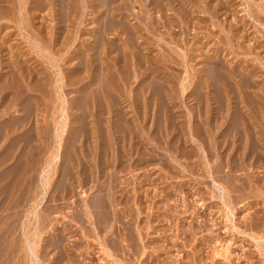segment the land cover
<instances>
[{
  "label": "rangeland",
  "instance_id": "1",
  "mask_svg": "<svg viewBox=\"0 0 264 264\" xmlns=\"http://www.w3.org/2000/svg\"><path fill=\"white\" fill-rule=\"evenodd\" d=\"M262 9L264 0H0L1 264H262ZM213 181L229 189L224 200ZM82 202L108 223L85 220Z\"/></svg>",
  "mask_w": 264,
  "mask_h": 264
},
{
  "label": "bare ground",
  "instance_id": "2",
  "mask_svg": "<svg viewBox=\"0 0 264 264\" xmlns=\"http://www.w3.org/2000/svg\"><path fill=\"white\" fill-rule=\"evenodd\" d=\"M2 2H3V1H2ZM105 2H106V1H105ZM228 3H229V2H228ZM245 3H246V2H245ZM220 4H221V3H220ZM226 4H227V3H226ZM248 4H249V3H248ZM208 5H209V4H208ZM229 5H230V4H229ZM106 6H107V5H106ZM155 6H156V5H155ZM163 6H164V5H163ZM217 6H218V5H217ZM220 6H221V5H220ZM225 6H226V5H225ZM248 6H250V5H246V7H248ZM99 7H100V6H99ZM221 7H223V5H222ZM246 7H245V10L247 9ZM149 8H150V7H149ZM217 8H218V7H217ZM249 8H250V7H248V9H249ZM260 8H261V7H260ZM207 9H208V8H207ZM117 10H118V9H117ZM222 10H223V9H222ZM250 10H251V9H250ZM262 10H264V9H262ZM11 11H12V10H11ZM206 11H207V10H206ZM148 12H149V11H148ZM246 12H247V11H246ZM263 12H264V11H263ZM110 13H111V12H110ZM225 13H226V12H225ZM212 14H213V13H212ZM248 14H249V13H248ZM261 14H262V13H261ZM10 15H11V14H10ZM113 15H114V14H113ZM187 15H188V14H187ZM189 15H190V14H189ZM105 16H106V15H105ZM248 16H249V15H248ZM250 16H251V15H250ZM189 17H190V16H189ZM251 17H252V16H251ZM251 17H250V19H252ZM29 18H30V17H29ZM187 18H188V17H187ZM213 18H214V15H213ZM124 19H125V18H124ZM167 19H168V18H167ZM242 19H243V18H242ZM259 19H260V18H259ZM263 19H264V17H263ZM125 20H126V19H125ZM253 20H254V18H253ZM141 21H142V20H141ZM190 21H191V20H190ZM149 22H150V21H149ZM255 22H256V21H255ZM121 23H122V22H121ZM152 23H153V22H152ZM27 24H28V23H27ZM125 24H126V23H125ZM120 25H121V24H120ZM168 25H169V24H168ZM215 25H217V24H215ZM1 26H2V25H1ZM133 26H134V25H133ZM150 26H151V25H150ZM146 27H147V26H146ZM148 27H149V26H148ZM156 27H157V26H156ZM161 27H162V26H161ZM246 27H247V26H246ZM152 28H153V27H152ZM241 28H242V27H241ZM123 29H124V28H123ZM158 29H159V28H158ZM128 30H129V29H128ZM126 32H127V31H126ZM131 32H132V31H131ZM150 32H151V31H150ZM120 33H121V32H120ZM134 33H135V32H134ZM145 33H146V32H145ZM239 33H240V32H239ZM118 34H119V33H118ZM137 34H138V33H137ZM228 34H229V33H228ZM226 35H227V34H226ZM130 36H131V35H130ZM135 36H136V35H135ZM177 36H178V35H177ZM238 36H239V35H238ZM160 37H161V35H160ZM160 37H159V38H160ZM125 38H126V37H125ZM129 38H130V37H129ZM136 38H137V37H136ZM221 38H222V37H221ZM160 39L162 40V38H160ZM173 39H174V38H173ZM244 39H245V38H244ZM246 39H247V38H246ZM161 40H160V41H161ZM163 40H164V39H163ZM259 40H260V39H259ZM99 41H100V40H99ZM199 41H200V40H199ZM110 42H111V41H110ZM194 42H195V41H194ZM178 43H179V42H178ZM228 43H229V42H228ZM230 43H231V42H230ZM131 44H132V43H131ZM145 44H146V43H145ZM180 44H181V43H180ZM169 45H170V44H169ZM178 45H179V44H178ZM243 45H244V44H243ZM112 48H113V47H112ZM173 48H174V47H173ZM109 49H110V48H109ZM245 50H246V49H245ZM252 50H253V49H252ZM114 51H115V50H114ZM163 51H164V50H163ZM235 51H236V50H235ZM144 52H145V51H144ZM188 52H189V51H188ZM228 52H229V51H228ZM52 53H53V52H52ZM126 53H127V52H126ZM243 53H244V52H243ZM133 54H134V53H133ZM177 54H178V53H177ZM165 55H166V54H165ZM180 55H181V57H182V59L184 60V63H185V59H187V57H188L187 54H186V52L183 53V54H180ZM237 55H238V54H237ZM243 55H244V54H243ZM128 56H129V55H128ZM133 56H134V55H133ZM173 56H174V55H173ZM163 57H164V56H163ZM109 58H110V57H109ZM112 58H113V57H112ZM169 58H170V57H169ZM149 59H150V58H149ZM151 59H152V58H151ZM177 59H178V58H177ZM188 59H189V58H188ZM204 59H205V58H204ZM141 60H142V58H141ZM147 60H148V59H147ZM170 60H171V59H170ZM170 60H169V61H170ZM183 60H182V62H183ZM206 60H207V59H206ZM137 61H138V60H137ZM240 61H241V60H240ZM173 62H174V61H173ZM179 62H180V61H179ZM203 62H204V61H203ZM217 62H218V61H217ZM217 62H216V63H217ZM224 62H225V61H224ZM134 63H135V61H134ZM157 63H158V62H157ZM159 63H160V62H159ZM208 63H209V62H208ZM219 63H220V62H219ZM241 63H242V62H241ZM116 64H117V63H116ZM135 64H136V63H135ZM138 64H139V63H138ZM173 64H174V63H173ZM180 64H181V63H180ZM185 64H186V63H185ZM185 64L182 63V65H185ZM221 64H222V62H221ZM227 64H228V63H227ZM83 65H84V64H83ZM139 65H140V64H139ZM178 65H179V63H178ZM206 65H207V64H206ZM115 66H116V65H115ZM136 66H137V65H136ZM157 66H158V65H157ZM25 67H26V66H25ZM184 67H185V66H184ZM188 67H189V66H188ZM206 67H207V66H206ZM206 67H205L204 69H206ZM224 67H225V65H224ZM228 67H229V66H228ZM243 67H244V66H243ZM236 68H237V67H236ZM183 69H184V68H183ZM230 69H231V68H230ZM235 70H236V69H235ZM149 71H150V70H149ZM188 71H189V70H188ZM222 71H223V70H222ZM228 71H229V70H228ZM114 72H115V71H114ZM204 72H205V71H204ZM206 72H207V71H206ZM250 72H252V71H250ZM150 73H151V72H150ZM155 73H156V72H155ZM222 73H223V72H222ZM227 73H228V72H227ZM254 73H255V72H254ZM14 74H15V73H14ZM198 74H199V73H198ZM198 74H197V75H198ZM200 74H202V72H200ZM200 74H199V75H200ZM245 74H246V73H245ZM150 75H151V74H150ZM189 75H190V74H189ZM225 75H226V74H225ZM228 75H229V74H228ZM164 76H165V75H164ZM230 76H232V75H230ZM236 76H237V75H236ZM254 76H255V74H254ZM1 77H2V76H1ZM121 77H122V76H121ZM183 77H184V76H183ZM232 77H233V76H232ZM250 77H251V76H250ZM252 77H253V76H252ZM125 78H126V77H125ZM222 78H223V77H222ZM222 78H221V80H222ZM239 78H240V77H239ZM103 79H104V78H103ZM142 79H143V78H142ZM224 79H225V78H224ZM237 79H238V78H237ZM184 80H185V79H184ZM221 80H220V81H221ZM234 80H236L235 77H234ZM26 81H27V80H26ZM144 81H145V80H144ZM182 81H183V80H182ZM206 81H207V80H206ZM222 81H223V80H222ZM222 81H221V82H222ZM227 81H229V80H227ZM236 81H237V80H236ZM249 81H250V80H249ZM184 82H185V81H184ZM201 82H202V81H201ZM180 83H181V82H180ZM199 83H200V81H199ZM203 83H204V81H203ZM206 83H207V82H206ZM215 83H216V82H215ZM126 84H127V83H126ZM188 84H189V83H188ZM228 84H230V83H228ZM180 85H182V84H180ZM223 85H224V83H223ZM238 85H240V84H238ZM61 86H62V85H61ZM158 86H159V85H158ZM184 86H185V85H184ZM203 86H204V85H203ZM207 86H209V85H207ZM210 86H211V84H210ZM224 86H225V85H224ZM224 86H221V87H224ZM231 86H232V85H231ZM231 86H230V87H231ZM240 86H241V85H240ZM108 87H109V86H108ZM114 87H115V86H114ZM141 87H142V86H141ZM176 87H177V86H176ZM185 87H186V86H185ZM248 87H249V86H248ZM250 87H251V86H250ZM155 88H156V87H155ZM161 88H162V87H161ZM182 88H183V87H182ZM186 88H187V87H186ZM186 88H185V89H186ZM224 88L226 89V87H224ZM235 88H236V86H235ZM259 88H260V87H259ZM3 89H4V88H3ZM153 89H154V88H153ZM185 89H182V90H185ZM197 89H198V88H197ZM201 89H202V88H201ZM225 89H224V90H225ZM228 89H229V88H228ZM237 89H239V88H237ZM237 89H236V90H237ZM241 89H242V86H241ZM245 89H246V88H245ZM182 90H181V91H182ZM233 90H234V89H233ZM154 91H155V90H154ZM162 91H163V90H162ZM216 91H217V90H216ZM221 91H222V90H221ZM225 91H226V90H225ZM231 91H232V90H231ZM238 91H239V90H238ZM242 91H243V90H241V92H242ZM94 92H95V91H94ZM136 92H137V91H136ZM229 92H230V91H229ZM236 92H237V91H236ZM107 93H108V92H107ZM164 93H165V92H164ZM204 93H205V92H204ZM221 93H222V92H221ZM162 94H163V93H162ZM213 94H214V93H213ZM222 94H223V93H222ZM225 94H226V93H225ZM237 94H238V93H237ZM168 95H169V94H168ZM170 95H171V93H170ZM226 95H227V94H226ZM174 96H175V95H174ZM204 96H206V95H204ZM89 97H90V96H89ZM162 97H163V96H162ZM206 97H207V96H206ZM221 97H222V96H221ZM221 97H220V98H221ZM244 97H245V96H244ZM156 98H157V97H156ZM212 98H213V97H212ZM212 98H211V99H212ZM228 98H229V96H228ZM248 98H249V97H248ZM152 99H153V98H152ZM206 99L208 100V97H207ZM229 99H230V98H229ZM207 100H206V102H208ZM209 100H210V99H209ZM222 100H223V99H222ZM160 101H161V100H160ZM203 101H204V100H203ZM218 101H219V100H218ZM220 101H221V99H220ZM251 101H252V100H251ZM137 102H138V101H137ZM143 102H144V101H143ZM195 103H196V102H195ZM208 103H209V102H208ZM222 103H223L222 106H223V108H224V105H225V104H224V102H222ZM222 103H221V104H222ZM239 103H241V102H239ZM165 104H166V103H165ZM231 104H232V103H231ZM208 105H209V104H208ZM218 105H219V104H218ZM237 105H238V104H237ZM253 105H254V104H253ZM96 106H97V104H96ZM195 106H196V105H195ZM222 106H221V107H222ZM249 106H250V105H249ZM203 107H204V106H203ZM240 107H241V105H240ZM105 108H106V107H105ZM227 108H228V107H227ZM242 108H243V107H242ZM205 109H206V108H205ZM228 109H229V108H228ZM234 109H235V108H234ZM234 109H233V110H234ZM206 110H207V109H206ZM221 110H222V109H221ZM252 110H253V109H252ZM194 111H195V110H194ZM207 111H208V110H207ZM212 112H213V111H212ZM219 112H220V111H219ZM234 112H235V111H234ZM200 113H201V112H200ZM241 113H242V112H241ZM197 114H198V113H197ZM208 114H209V113H208ZM214 114H215V113H214ZM222 114H223V113H222ZM89 115H90V114H89ZM224 115H227V114L224 113ZM242 115H243V113H242ZM86 116H87V114H86ZM237 116H238V115H237ZM207 117H208V116H207ZM244 117H245V116H244ZM190 118H192V117H190ZM218 118H219V117H218ZM240 118H241V116H240ZM163 119H164V118H163ZM195 119H196V118H195ZM247 119H248V118H247ZM106 120H108V119H106ZM160 120H161V119H160ZM189 120H190V119H189ZM207 120H208V119H207ZM212 120H213V119H212ZM244 120H245V119H244ZM244 120H243V121H244ZM251 120H252V119H251ZM95 121H96V120H95ZM95 121H94V122H95ZM102 121H103V120H102ZM109 121H110V120H108V122H109ZM139 121H140V120H139ZM174 121H175V120H174ZM203 121H204V120H203ZM9 122H10V121H9ZM192 122H193V121H192ZM218 122H219V121H218ZM233 122H234V121H233ZM240 122H241V121H240ZM194 123H195V122H194ZM196 123H197V122H196ZM209 123H210V122H209ZM223 123H224V122H223ZM241 123H242V122H241ZM246 123H247V122H246ZM246 123H245V124H246ZM93 124H95V123H93ZM173 124H174V123H173ZM210 124H211V123H210ZM214 124H215V123H214ZM218 124H220V122H219ZM228 124H229V123H228ZM175 125H176V123H175ZM179 125H180V124H179ZM211 125H212V124H211ZM130 126H131V124H130ZM163 126H164V125H163ZM186 126H187V125H186ZM213 126H214V125H213ZM113 127H114V126H113ZM206 127H207V125H206ZM239 127H241V126H239ZM190 128H191V127H190ZM249 128H250V127H249ZM112 129H113V128H112ZM135 129H136V128H135ZM192 129H193V128H192ZM197 129H198V128H197ZM222 129H223V128H222ZM239 129H240V128H239ZM246 129H247V128H246ZM62 130H63V128H62ZM102 130H103V129H102ZM204 130H205V129H204ZM207 130H208V129H206V131H207ZM209 130H210V129H209ZM241 130H242V129H241ZM98 131H99V129H98ZM100 131H101V130H100ZM191 131H192V130H191ZM224 131H225V130H224ZM248 132H249V131H248ZM63 133H64V132H63ZM105 133H106V132H105ZM210 133H211V132H210ZM235 133H236V132H235ZM235 133H234V134H235ZM237 133H238V132H237ZM237 133H236V134H237ZM242 133H243V132H242ZM111 134H112V133H111ZM114 134H115V133H114ZM127 134H129V133H127ZM231 134H232V133H231ZM234 134H232V135H234ZM245 134H246V132H245ZM60 136H61V135H60ZM106 136H108V133H107ZM129 136H130V135H129ZM181 136H182V135H181ZM195 136H196V135H195ZM245 136H246V135H245ZM245 136H244V137H245ZM57 137H58V136H57ZM185 137H186V136H185ZM192 137H193V136H192ZM246 137H247V136H246ZM246 137H245V138H246ZM250 137H251V136H250ZM60 138H61V137H60ZM103 139H104V138H103ZM193 139H194V138H193ZM195 139H196V138H195ZM207 139H208V138H207ZM233 139H234V138H233ZM237 139H238V138H237ZM241 139H242V138H241ZM243 139H244V138H243ZM250 139H251V138H250ZM216 140H217V139H216ZM229 140H230V139H229ZM244 140H245V139H244ZM94 141H95V140H94ZM220 141H221V140H220ZM222 141H223V140H222ZM222 141H221V142H222ZM256 141H257V140H256ZM137 142H138V141H137ZM190 142H191V141H190ZM245 142H246V141H245ZM248 142H249V140L247 141V143H248ZM111 143H112V142H111ZM218 143H219V142H218ZM236 143H237V142H236ZM243 143H244V142H243ZM247 143H246V144H247ZM108 144H109V143H108ZM220 144H221V143H220ZM224 144H225V143H224ZM244 144H245V143H244ZM244 144H242V145H244ZM98 145H99V144H98ZM222 145H223V144H222ZM225 145H226V144H225ZM233 145H234V143H233ZM235 146H236V145H235ZM244 146H245V145H244ZM115 147H116V146H115ZM205 147H206V146H205ZM239 147H240V146H239ZM99 148H100V147H99ZM245 148H246V147H245ZM240 149H241V148H240ZM144 150H145V149H144ZM201 150H202V149H201ZM244 150H245V149H244ZM58 151H59V150H58ZM61 151L63 152V150H61ZM97 151H98V150H97ZM97 151H95V152H97ZM209 151H210V150H209ZM225 151H226V150H225ZM242 151H243V150H242ZM196 152H197V151H196ZM120 153H121V152H120ZM146 153H147V152H146ZM213 153H214V152H213ZM224 154H225V153H224ZM54 155H55V154H54ZM61 155H62V154H61ZM97 155H98V154H97ZM218 155H219V154H218ZM239 155H240V154H239ZM241 155H242V154H241ZM52 157H53V156H52ZM57 157H59V156H56V158H55V157H54V158L57 159ZM100 157H101V155H100ZM217 157H218V156H217ZM62 158H63V157H62ZM75 158H76V157H75ZM207 158H208V157H207ZM240 158H241V157H240ZM244 158H245V157H244ZM172 159H173V158H172ZM175 159H176V158H175ZM241 159H242V158H241ZM58 160H59V159H58ZM58 160H57V161H58ZM93 160H94V159H93ZM100 160H101V159H100ZM226 160H227V159H226ZM230 160H231V159H230ZM95 161H96V160H95ZM97 162H98V160H97ZM241 162H242V161H241ZM219 163H220V162H219ZM225 163H226V162H225ZM207 164H208V163H207ZM246 164H247V162H246ZM250 164H251V162H250ZM95 165H96V164H95ZM95 165H94V166H95ZM198 165H199V164H198ZM198 165H197V166H198ZM203 165H204V164H203ZM209 165H210V164H209ZM209 165H208V166H209ZM212 165H214V163H213ZM212 165H210V166H211V168H210L211 170L214 169V166H213V168H212ZM215 165H216V164H215ZM244 165H245V164H244ZM244 165H243V166H244ZM251 165H253V163H252ZM208 166H207V167H208ZM219 166H220V169H221V168H222V167H221L222 164H221V165L219 164ZM219 166H218V167H219ZM240 166H241V164H240ZM96 167H97V168H96ZM96 167H95L96 170H95V168H94V170H95V172H97V174H96V173H95V174H96V177H99V179H100V176H101V174H102V172H103L104 170H103V168H101V166H100L99 164H98ZM183 167H184V166H183ZM199 167H200V166H199ZM215 167H216V166H215ZM218 167L215 168L217 171H214V173H216V174L219 173V172H222V171H220V169H219ZM238 167H239V166H238ZM245 167H246V166H245ZM27 168H28V167H27ZM203 168H204V166H203ZM208 168H209V167H208ZM208 168H207V169H208ZM248 168H249V167H248ZM248 168H247V169H248ZM116 169H117V168H116ZM185 169H186V168H185ZM210 169L206 170L205 173H207V171H208V173L210 174ZM215 169H214V170H215ZM225 169H226V168H225ZM243 169H244V168H243ZM30 170H31V169H30ZM92 170H93V169H92ZM199 170H200V169H199ZM204 170H205V169H204ZM226 171H227V170H226ZM249 171H250V170H249ZM112 172H113V171H112ZM190 172H191V170H190ZM223 172H224V171H223ZM214 173H213V174H214ZM211 174H212V173H211ZM112 175H113V174H112ZM207 175H208V174H207ZM214 175H215V174H214ZM214 175H213V176H214ZM248 175H249V174H248ZM5 176H6V175H5ZM210 176H211V175H209V177H210ZM213 176H212V177H213ZM79 177H80V176H79ZM94 177H95V175H94ZM215 177H216V176H215ZM18 178H19V177H18ZM113 178H114V177H113ZM251 179H252V178H251ZM113 180H114V179H113ZM213 180H214V177H213ZM80 181H81V180H80ZM80 181H79V182H80ZM6 182H7V181H6ZM83 182H84V180H83ZM97 182H98V181H97ZM111 182H112V181H111ZM115 182H116V181H115ZM251 182H252V181H251ZM253 182H254V181H253ZM108 183H109V182H108ZM113 183H114V182H113ZM113 183H112V184L109 183V184H111V186H113ZM116 183H117V182H116ZM229 183H230V182H229ZM80 184H81V183H80ZM213 184L215 185V186H214V185H213V186L216 187V190H219V191H220V193H219V192H218V193H219V194L222 193V197H223V198H221V196H220V198H221L222 200H224V198L226 197V191H228L229 189L226 190L227 188H225V185H222L221 183H217V181H216V182L213 181ZM62 185H63V184H62ZM114 185H116V184H114ZM63 186H64V185H63ZM105 186H108V184L105 185ZM111 186H109L108 188L110 189ZM116 186H117V185H116ZM116 186L113 187L111 190H113L114 188H116ZM118 186H119V185H118ZM127 186H128V185H127ZM92 187H94V186H92ZM95 187H96V189L99 187L100 190H103V189H104L101 185H100V186L95 185ZM121 187H122V186H121ZM214 187H213V188H214ZM65 188H66V187H65ZM118 188H119V187H118ZM166 188H167V187H166ZM261 188H263V187L261 186ZM72 189H73V187H72ZM72 189H71V190H72ZM214 189H215V188H214ZM244 189H245V188H244ZM71 190L68 191L69 194H70V192H71V193L73 192V191H71ZM98 190H99V189H98ZM116 190H117V189H114V192H115ZM118 190H120V189H118ZM216 190H215V191H216ZM105 191H106V190H105ZM122 191H123V190H122ZM15 192H16V191H15ZM63 192H64V191H63ZM93 192H94V191H93ZM111 192H113V191H111ZM114 192H113V194H114ZM118 192H119V191H116L115 194H117ZM120 192H121V191H120ZM120 192H119V193H120ZM123 192H124V191H123ZM213 192H214V191H213ZM238 192H239V191H238ZM105 193H106V192H105ZM105 193H104V195H105ZM216 193H217V191L215 192V194H216ZM227 193H229V192H227ZM239 193H240V192H239ZM121 194H122V192H121ZM123 194H124V193H123ZM215 194H214V195H215ZM16 195H17V194H16ZM107 195H108V194H107ZM100 196H101V192L99 193V197H100ZM102 196H103V194H102ZM109 196H110V195H109ZM120 196H122V195H120ZM164 196H165V195H164ZM215 196H216V195H215ZM224 196H225V197H224ZM232 196H233V195H232ZM68 197H69V196H68ZM104 197H105V196H103V198H104ZM106 197H107V196H106ZM114 197H116V195H115ZM100 198H101V197H100ZM108 198H109V197H108ZM111 198H112V197H111ZM111 198H109V199H111ZM217 198H218V195H217ZM228 198H230V197H229V194H228ZM228 198H226V200H227ZM96 199H97V198H96ZM221 199H220V200H221ZM240 199H241V198H240ZM102 200H103V199H102ZM102 200L100 199V204H102V203H101ZM111 200H112V202H113L114 199H111ZM111 200H108V201H111ZM123 200H124V199H123ZM222 200H221V201H222ZM226 200L224 201V203L227 202ZM86 201H87V200H86ZM95 201H96V200H95ZM115 201H116V198H115ZM117 201H119V200H117ZM229 201H230V200H229ZM6 202H7V201H6ZM98 202H99V200L97 201V204H98ZM103 202H104V200H103ZM119 202H120V201H119ZM82 203H83V202H82ZM84 203H85V202H84ZM84 203H83V205H84ZM108 203H109V202H108ZM113 203H114V202H113ZM113 203H112V205H113ZM230 203H231V202H229V206H230ZM88 204H89V203H88ZM88 204H87V202H86V204L83 206V207H84L83 209H84V211H85V214H83L84 211H83L82 214H83V216L86 215V216H84V219H85V220L87 219L86 217H88L87 220H92V218H94V217H93V216H94L93 211H95V209H93V211H92V209H91L92 205L89 206L90 204H89V205H88ZM94 204H95V203H94ZM97 204H96V205H97ZM100 204H98V205H100ZM96 205H95V206H96ZM98 205H97V206H98ZM106 205H107V203H106ZM112 205H111V206H112ZM114 205H115V204H114ZM114 205H113V206H114ZM116 205H117V203H116ZM116 205H115V206H116ZM8 206H9V205H8ZM8 206H7V207H8ZM97 206H96V208H97ZM103 206L105 207V203L103 204ZM109 206H110V204H109ZM109 206H107V208H109ZM115 206H114V207H115ZM225 206H226V204H225ZM227 206H228V205H227ZM227 206H226L225 208H228ZM77 207H78V206H77ZM93 207H94V206H93ZM93 207H92V208H93ZM81 208H82V207H81ZM94 208H95V207H94ZM112 208H113V207H112ZM127 208H128V207H127ZM113 209H114V208H113ZM228 209L230 210V207H229ZM231 209H232V208H231ZM47 210H48V209H47ZM98 210H101V205H100V208H99V206H98ZM98 210H97V211H98ZM105 210L108 211V209H106V208H105ZM111 210H112V209H111ZM111 210H110V211H111ZM114 210H115V209H114ZM33 211H34V210H33ZM107 211H106V213L108 214ZM112 211H113V210H112ZM232 211H233V210H232ZM232 211H230L231 214H232ZM47 212H48V211H47ZM102 212H103V211H102ZM114 212H115V211H114ZM116 212H117V211H116ZM120 212H121V211H120ZM74 213H76V212H73V214H74ZM95 213H96V212H95ZM97 213H98V212H97ZM106 213L104 212V214H102V213L100 214V212H99V215H98V214H95V215H96L95 217H98V216H100V215H106ZM73 214H72V216H73ZM82 214H81V217H82ZM111 214H112V212H111ZM114 214H116V213H114ZM121 214L124 215L123 212H122ZM121 214H120V215H121ZM125 214H126V213H125ZM229 214H230V213L228 212V215H229ZM231 214H230V215H231ZM233 214H234V213H233ZM33 215H34V214H33ZM38 215H39V214H38ZM78 215H79V214H78ZM109 215H110V214H109ZM112 215H113V214H112ZM122 215H121V216H122ZM34 216H35V215H34ZM45 216H46V215H45ZM72 216H71V217H72ZM75 216L77 217V214H75ZM79 216H80V215H79ZM118 216H119V215H117V217H118ZM121 216H120V217H121ZM126 216H127V217H126ZM126 216H125L126 218L130 217L128 214H127ZM137 216H138V215H137ZM231 216H233V215H231ZM103 217H104V216H102V218H103ZM108 217H109V216H108ZM108 217H105L106 219H105V220H102L103 223H108V222H105V221H107V218H108ZM120 217H119V218H120ZM122 217H124V216H122ZM122 217H121L120 220H122V221H121L122 223H125V222H124V221H125V219H124L125 217L123 218L124 221H123ZM225 217H226V216H225ZM37 218H38V217H37ZM72 218L74 219L75 217H72ZM72 218H71V219H72ZM114 218H115V216H114ZM119 218H118V219H119ZM165 218H166V217H165ZM228 218H229V217H228ZM97 219H99V225H98V223H97V225L100 226V223L102 222V221L100 220L101 218L99 217V218H97ZM97 219H95V220L98 222ZM111 219H112V221H113V218H111ZM118 219H117V220H118ZM74 220H75V219H74ZM93 220H94V219H93ZM93 220H92V221H93ZM115 220H116V218H115ZM120 220H119V222H118V221H117V222L120 223ZM231 220H232V219H231ZM96 221H95V223H96ZM100 221H101V222H100ZM108 221H109V219H108ZM112 221H110V223H111ZM134 221H135V220H134ZM88 222H89V221H88ZM256 222H257V221H256ZM91 223H92V222H91ZM91 223H89V224H91ZM95 223H94V221H93L92 224H95ZM110 223H109V224H110ZM112 223H114V222H112ZM122 223H121V224H122ZM127 223H128V220H127ZM258 223H259V222H258ZM69 224H70V223H69ZM92 224H91V225H92ZM103 225H104V224H103ZM103 225H102V223H101V227H102V228H103ZM112 225H113V224H112ZM112 225L110 226V225H107V224H106V227H107V226L112 227ZM114 225H115V223H114ZM123 225H124V224H123ZM123 225H122V226H123ZM125 225H126V224H125ZM133 225H134V224H133ZM42 226H43V225H42ZM67 226H69V225H67ZM67 226H66L65 228H67V230L71 231V230H72V228H71L72 226H71V227H67ZM92 226H93V225H92ZM98 226H96V227H98ZM104 226H105V225H104ZM115 226H116V225H115ZM128 226H129V225H128ZM128 226H127V227H128ZM151 226H152V225H151ZM236 226H237V225H236ZM38 227H39V226H38ZM63 227H64V226H63ZM109 227H107V228L109 229ZM129 227H132V226H129ZM137 227H138V226H137ZM70 228H71V229H70ZM93 228L95 229V226H93ZM123 228H124V226H123ZM123 228H122V229H123ZM132 228H133V227H132ZM139 228H140V227H139ZM235 228H236V227H235ZM94 229H93V230H94ZM104 229H105V228H104ZM104 229H103V231L106 232V234H107V231H108V230L105 229V230H107V231H105ZM111 229H112V228H111ZM111 229H110V232L112 233L113 230L111 231ZM113 229H114V228H113ZM124 229H125V228H124ZM124 229H123V230H124ZM128 229H129V228H127V230H128ZM182 229H183V228H182ZM186 229H187V228H186ZM237 229H238V227H237ZM54 230H56V229H54ZM95 230H96V229H95ZM97 230H100V229L98 228ZM125 230H126V229H125ZM125 230H124V231H125ZM132 230H133V229H132ZM191 230H192V229H191ZM40 231H41V230H40ZM101 231H102V230H100V232H101ZM120 231H121V230H120ZM120 231H119V232H120ZM128 231H129L128 233L131 235L130 230H128ZM9 232H10V231H9ZM72 232H73V231H72ZM100 232L98 231L99 234H100ZM114 232H115V231H114ZM114 232H113V234H115ZM116 232H117V231H116ZM119 232H117V233H119ZM122 232H123V231H122ZM125 232H126V231H125ZM241 232H242V231H241ZM243 232H244V231H243ZM260 232H261V231H260ZM57 233H58V232H57ZM64 233H65V232H64ZM98 233H96V235H99ZM117 233H116V234H117ZM120 233H121V232H120ZM128 233H126V234H128ZM106 234H103L104 237H105ZM122 234H123V233H121V235H122ZM129 234H128V235H129ZM132 234H134V233H132ZM52 235L55 236V234H52ZM103 235H102V236H103ZM121 235H120V238L123 236V235H122V236H121ZM128 235H127V236H128ZM243 235H244V234H243ZM37 236H38V235H37ZM57 236H58V234H57ZM112 236H113V235H112ZM115 236H116V235H115ZM248 236H250V235H248ZM58 237H59V236H58ZM58 237H56L57 240H59ZM104 237H103V238H104ZM113 237H114V236H113ZM113 237H109V238H113ZM250 237H251V236H250ZM254 237H255V236H254ZM107 238H108V237H105L104 239H107ZM115 238H116V237H115ZM129 238H131V237H129ZM129 238H128V240L130 241ZM258 238H260V237H258ZM261 238H263V236H262ZM60 239H61V238H60ZM131 239H132V238H131ZM252 239H253V236H252ZM254 239H255V238H254ZM254 239H253V240H254ZM109 240H110V239H109ZM111 240H112V239H111ZM113 240H114V239H113ZM33 241H34V240H33ZM59 241H60V242H59ZM59 241H58V242H59V244H60V243H61V240H59ZM102 241H104V240H102ZM102 241L100 242V244L102 243ZM254 241H257V242L262 241V242L260 243V247L262 248L261 250H263V252L261 251L262 254H263V253H264V243H263V242H264V239H259V240H258V239H255ZM3 242H4V241H3ZM3 242L1 241L2 244H3ZM5 242H7V241H5ZM52 242H53V241H52ZM31 243H33V242H31ZM37 243H38V242H37ZM104 243H105V241H104ZM104 243H103V245H105ZM133 243H134V242H133ZM255 243H256V242H255ZM262 243H263V244H262ZM6 244H7V243H5V245H6ZM50 244H51V243H50ZM53 244H54V243H53ZM57 244H58V243H57ZM57 244L55 243L54 246H56ZM59 244H58L57 246H59ZM128 244H129V243H128ZM130 244H131V243H130ZM253 244H254V243H253ZM27 245H29V244H27ZM47 245H48V242H47ZM47 245H46V246H47ZM9 246H10V245H9ZM31 246H32V244H31ZM35 246H36V245H35ZM46 246H44V247H46ZM48 246H49V245H48ZM54 246H53V247H54ZM57 246H56V247H57ZM73 246H74V245H73ZM105 246H107V245H105ZM105 246H102V247L105 248ZM132 246H134V245H132ZM255 246H256V244H255ZM258 246H259V245H258V243H257V247H258ZM4 247H5V246H4ZM33 247H34V246H33ZM49 247H50V246H49ZM49 247H48V248H49ZM60 247H61V246H60ZM127 247H128V246H127ZM136 247H137V246H136ZM196 247H197V246H196ZM1 248H2V245H1ZM35 248H36V247H35ZM30 249H32V248L30 247ZM57 249H58V248H57ZM133 249H134V248H133ZM3 250H4V248H3ZM32 250H33V249H32ZM125 250H126V248H125ZM134 250H135V249H134ZM257 250H258V249H257ZM259 250H260V249H259ZM7 251H8V249H7ZM33 251H34V250H33ZM33 251H32V252H33ZM35 251H36V250H35ZM67 251H69V249H68ZM107 251H108V250H107ZM132 251H133V250H132ZM226 251H227V250H226ZM86 252H87V251H86ZM121 252H122V251H121ZM124 252H125V251H124ZM124 252H123V253H124ZM126 252H127V250H126ZM258 252H259V251H258ZM83 253H84V252H83ZM128 253H129V252H128ZM128 253H127V254H128ZM132 253H135V252H132ZM132 253H131V255H132ZM198 253H199V252H198ZM254 253H255V252H254ZM259 253H260V252H259ZM0 254H1V253H0ZM5 254H6V253H5ZM34 254H35V253H34ZM129 254H130V253H129ZM262 254H261V256H263ZM199 255H200V254H199ZM1 256H3V254H1L0 257H1ZM225 256H226V255H225ZM129 257H131V256L129 255ZM148 257H149V256H148ZM157 258H158V257H157ZM1 259H4V258L2 257ZM125 259H126V258H125ZM155 259H156V258H155ZM228 259H229V258H228ZM23 260H24V259H23ZM157 260H158V259H157ZM262 260H264V258H263ZM2 261H4V260H2ZM2 261L0 262V264L2 263ZM151 261H152V260H151ZM159 261H160V260H159ZM251 261H252V260H251ZM260 261H261V260H260ZM126 262H127V261H126ZM247 262H248V261H247ZM152 263H153V262H152ZM161 263H162V262H161ZM198 263H199V262H198ZM263 263H264V262H263ZM263 263H262V264H263ZM183 264H185V263H183ZM186 264H188V263H186ZM200 264H201V263H200ZM253 264H254V263H253Z\"/></svg>",
  "mask_w": 264,
  "mask_h": 264
}]
</instances>
